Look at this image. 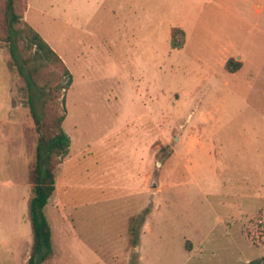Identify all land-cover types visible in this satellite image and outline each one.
I'll return each mask as SVG.
<instances>
[{"label": "rangeland", "instance_id": "rangeland-1", "mask_svg": "<svg viewBox=\"0 0 264 264\" xmlns=\"http://www.w3.org/2000/svg\"><path fill=\"white\" fill-rule=\"evenodd\" d=\"M26 2L73 79L62 88L59 69L54 95L35 92L71 139L44 264H264V0ZM229 58L242 67L227 71ZM19 80L0 41V264H27L33 242Z\"/></svg>", "mask_w": 264, "mask_h": 264}, {"label": "trees", "instance_id": "trees-1", "mask_svg": "<svg viewBox=\"0 0 264 264\" xmlns=\"http://www.w3.org/2000/svg\"><path fill=\"white\" fill-rule=\"evenodd\" d=\"M26 10V0H0V41L8 47L13 68L20 79L17 93L19 97L28 100L33 117V125L24 128L27 149L33 157L28 173L33 193L29 205L33 242L27 264H44L54 255L53 232L45 207L55 193L58 165L61 156L69 150L71 139L63 128L66 114L60 113L50 105L48 99L43 101V111L40 113L35 105V92L52 94V90L58 85L54 79L59 69L68 77L67 86H61L62 88L69 87L73 79L62 57L37 29L24 19ZM20 38L26 39L30 46H35L37 56L33 61L20 60L17 47ZM185 43L186 31L180 26H173L172 48H182ZM225 67L229 72H236L242 67V62L229 58ZM134 219V216L131 217L129 224L133 246L138 242Z\"/></svg>", "mask_w": 264, "mask_h": 264}, {"label": "crops", "instance_id": "crops-1", "mask_svg": "<svg viewBox=\"0 0 264 264\" xmlns=\"http://www.w3.org/2000/svg\"><path fill=\"white\" fill-rule=\"evenodd\" d=\"M172 28V27H171ZM184 29V28H183ZM185 30V29H184ZM186 31V30H185ZM170 34H171V30H170ZM186 38H187V32H186ZM226 58V57H225Z\"/></svg>", "mask_w": 264, "mask_h": 264}]
</instances>
